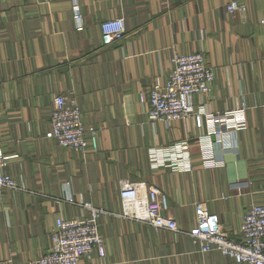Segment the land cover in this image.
<instances>
[{
	"label": "crops",
	"instance_id": "crops-1",
	"mask_svg": "<svg viewBox=\"0 0 264 264\" xmlns=\"http://www.w3.org/2000/svg\"><path fill=\"white\" fill-rule=\"evenodd\" d=\"M121 16L124 36L105 45L101 22ZM197 51L215 71L212 90L191 97L197 114L152 120L151 84L176 53ZM59 93L78 101L97 150L57 142ZM0 107L3 171L17 182L0 189V264L47 253L57 217L88 215L84 202L104 209L105 254L81 264H244L125 217L120 180L159 186L184 230L207 201L240 239L248 207L264 203V0H0Z\"/></svg>",
	"mask_w": 264,
	"mask_h": 264
},
{
	"label": "built area",
	"instance_id": "built-area-1",
	"mask_svg": "<svg viewBox=\"0 0 264 264\" xmlns=\"http://www.w3.org/2000/svg\"><path fill=\"white\" fill-rule=\"evenodd\" d=\"M242 2L227 4L230 12L245 10ZM83 15L77 12L79 25ZM105 45L122 38L126 32L124 17H113L101 22ZM173 67L166 80L154 81L148 91L149 115L152 120L170 122L186 119L196 111L191 97L209 93L215 79L214 69L208 65L202 52L176 53L172 57ZM3 113L0 107V115ZM197 113V112H196ZM220 125L226 117H216ZM53 136L66 147L85 151L97 150L98 138L92 130L86 137L87 126L78 101L65 94L55 95L52 112ZM222 133V129H217ZM8 157L0 150V189L17 188L15 178L3 171ZM120 197L124 216L146 222L158 229L187 233L202 251L216 250L244 264H264V203L252 202L243 215L240 239H232L223 228L219 215L212 212L207 201L196 203L197 221L189 230L181 229L177 220L168 214L167 195L159 186L145 180L125 177L120 180ZM89 214L82 217L59 216L52 232V245L47 253L31 259L28 264H81L82 258L90 257L95 251L105 254V240L99 229V219L104 212L84 202Z\"/></svg>",
	"mask_w": 264,
	"mask_h": 264
},
{
	"label": "rangeland",
	"instance_id": "rangeland-1",
	"mask_svg": "<svg viewBox=\"0 0 264 264\" xmlns=\"http://www.w3.org/2000/svg\"><path fill=\"white\" fill-rule=\"evenodd\" d=\"M237 2H241V1H237ZM242 3H244V2H242ZM82 20H83V18H82ZM197 52H201V51H197ZM189 53V52H188ZM203 53V52H202ZM204 55H205V53H203ZM206 57V56H205ZM209 65V64H208ZM210 66V65H209ZM212 67V66H211ZM213 68V67H212ZM213 83H214V81H213ZM197 114V113H196ZM150 116V115H149ZM123 214V213H122ZM126 217V216H125ZM142 222V221H141ZM195 225V224H194ZM193 225V226H194ZM104 237V236H103ZM105 240V239H104Z\"/></svg>",
	"mask_w": 264,
	"mask_h": 264
}]
</instances>
